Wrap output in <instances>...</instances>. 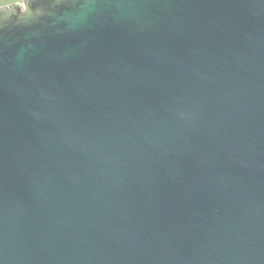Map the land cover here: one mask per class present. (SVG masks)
Masks as SVG:
<instances>
[{
    "label": "water",
    "instance_id": "obj_1",
    "mask_svg": "<svg viewBox=\"0 0 264 264\" xmlns=\"http://www.w3.org/2000/svg\"><path fill=\"white\" fill-rule=\"evenodd\" d=\"M0 20V264H264V0Z\"/></svg>",
    "mask_w": 264,
    "mask_h": 264
},
{
    "label": "clouds",
    "instance_id": "obj_2",
    "mask_svg": "<svg viewBox=\"0 0 264 264\" xmlns=\"http://www.w3.org/2000/svg\"><path fill=\"white\" fill-rule=\"evenodd\" d=\"M13 5H18L21 10H24L23 0H0V11L11 9Z\"/></svg>",
    "mask_w": 264,
    "mask_h": 264
},
{
    "label": "snow or ice",
    "instance_id": "obj_3",
    "mask_svg": "<svg viewBox=\"0 0 264 264\" xmlns=\"http://www.w3.org/2000/svg\"><path fill=\"white\" fill-rule=\"evenodd\" d=\"M23 2H24V0H23ZM33 15V14H32ZM4 20H0V27H2L3 26V24H4Z\"/></svg>",
    "mask_w": 264,
    "mask_h": 264
}]
</instances>
